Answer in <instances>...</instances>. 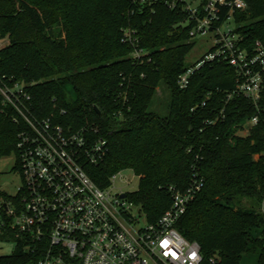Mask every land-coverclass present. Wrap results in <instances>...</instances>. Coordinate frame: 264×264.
<instances>
[{"label": "trees", "instance_id": "obj_1", "mask_svg": "<svg viewBox=\"0 0 264 264\" xmlns=\"http://www.w3.org/2000/svg\"><path fill=\"white\" fill-rule=\"evenodd\" d=\"M245 2L246 11L234 14L235 31L250 49L257 40L264 45V0ZM173 3L0 0V79L26 84L38 116L70 133L107 138L103 161L84 167L101 188L132 170L140 187L129 199L149 223L171 208L170 189L187 190L199 171L205 186L178 231L200 244L205 260L218 254L222 264H241L255 254L264 264V90L259 110L245 98L229 100L236 74L225 62L206 64L181 89L179 76L190 68L186 60L196 42L184 4ZM128 31L134 44L126 41ZM135 49L140 58L132 56ZM158 89L168 94L164 115L154 109ZM223 110L225 119L206 124ZM256 115L258 125L241 136ZM18 132L0 114V161L16 153ZM38 258L17 245L0 264Z\"/></svg>", "mask_w": 264, "mask_h": 264}, {"label": "built area", "instance_id": "obj_2", "mask_svg": "<svg viewBox=\"0 0 264 264\" xmlns=\"http://www.w3.org/2000/svg\"><path fill=\"white\" fill-rule=\"evenodd\" d=\"M176 2L183 3L189 14L192 35L213 41L208 53L179 76L180 88L186 89L206 64L225 62L236 74V87L228 99L245 98L259 110L264 45L257 40L250 49L241 47V35L227 26L236 12L246 11L245 0H201L198 6L174 0L172 7ZM126 41L134 44L130 31ZM4 42L0 38V49ZM141 55L135 49L132 56ZM0 114L19 127L14 155L22 175L15 195L0 190V232L38 255L36 264H222L218 254L205 260L200 244L186 239L176 227L205 186L199 171L194 170L187 190L170 189L172 206L157 222L149 223L143 214L142 223V209L138 206L140 212L135 214L137 205L130 194L116 187L123 171L101 188L84 167L85 162L103 161L109 150L107 138H96L97 131L70 133L38 116L28 86L12 78L0 79ZM225 117L223 110L206 124L214 126ZM258 123L259 116L252 117L240 135L248 136ZM260 211L264 216V201Z\"/></svg>", "mask_w": 264, "mask_h": 264}, {"label": "rangeland", "instance_id": "obj_3", "mask_svg": "<svg viewBox=\"0 0 264 264\" xmlns=\"http://www.w3.org/2000/svg\"><path fill=\"white\" fill-rule=\"evenodd\" d=\"M188 3L193 6H198L201 0H187ZM228 28L236 30L237 25L234 21L228 23ZM196 46L187 57L188 66H194L198 61L204 57L213 45L212 39L209 37H197L195 38ZM5 43V42H4ZM5 45V44H4ZM168 94L163 90L158 89V94L155 99L154 109L161 114L167 113ZM116 187L120 191L125 193H135L140 187V178L135 175L132 170H124L121 177L116 181ZM22 185V175L19 169L16 167V157L14 154L4 157L0 161V190L6 192L9 195H15L17 190ZM129 204V202H128ZM245 205H248L247 201H244ZM249 206V205H248ZM140 208L137 206L133 208L135 214L139 213ZM144 212L141 211V222L144 223ZM16 249V243L11 239L3 238L0 232V257L9 256L13 254ZM241 264H257V255L248 254L242 258Z\"/></svg>", "mask_w": 264, "mask_h": 264}, {"label": "water", "instance_id": "obj_4", "mask_svg": "<svg viewBox=\"0 0 264 264\" xmlns=\"http://www.w3.org/2000/svg\"><path fill=\"white\" fill-rule=\"evenodd\" d=\"M125 197V195H123V198Z\"/></svg>", "mask_w": 264, "mask_h": 264}]
</instances>
